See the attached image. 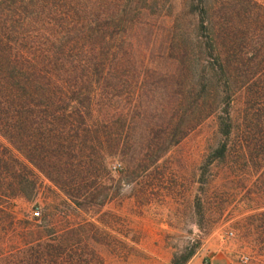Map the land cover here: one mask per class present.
Returning a JSON list of instances; mask_svg holds the SVG:
<instances>
[{
  "label": "rangeland",
  "instance_id": "rangeland-1",
  "mask_svg": "<svg viewBox=\"0 0 264 264\" xmlns=\"http://www.w3.org/2000/svg\"><path fill=\"white\" fill-rule=\"evenodd\" d=\"M207 1L216 10L244 5ZM255 1L264 7V0ZM195 5V0H97L94 11L101 20L88 56L105 59L110 74L103 75L101 66L80 67L91 75L83 83L92 89L91 100H83L86 121L111 120L123 145L107 158L110 176L98 187L95 203L72 202L42 176L34 196L0 201L6 212H0L4 252L60 229L67 240L77 232L81 264H264V128L239 129L229 136L231 152L212 159L225 139L216 117L224 104L222 87L202 89L192 48L182 56L176 44L181 22L190 40L198 29ZM199 95L212 112L169 143L170 117L181 125L191 114L186 109L173 114L178 103ZM247 105L245 91L234 90L228 106L234 122ZM0 143L8 146L1 135Z\"/></svg>",
  "mask_w": 264,
  "mask_h": 264
},
{
  "label": "trees",
  "instance_id": "trees-1",
  "mask_svg": "<svg viewBox=\"0 0 264 264\" xmlns=\"http://www.w3.org/2000/svg\"><path fill=\"white\" fill-rule=\"evenodd\" d=\"M195 1L198 29L190 40L181 22L176 44L182 56L192 48L202 89L222 87L224 104L217 107L221 115L216 117L225 139L212 154V159H219L231 152L229 136L239 129L252 133L264 128V7L243 0L244 5L216 10L207 0ZM96 3L0 0V135L8 143H0V201L34 196L42 176L72 202L95 203L98 187L110 176L107 158L120 153L122 133L111 130V120L98 125L86 121L83 100H91L92 89L83 83L91 75L80 72L88 63L110 74L105 59L88 56L95 50L92 40L101 20L94 11ZM108 19L104 18L107 29ZM236 89L245 91L248 104L238 123L228 110ZM200 96L178 103L173 114L184 109L191 114L181 125L170 117L165 126L170 129L169 143L212 112ZM0 212L6 214L2 205ZM8 221L13 219L9 216ZM76 234L67 240V232L59 229L47 239L37 236L5 252L0 246V264H81L84 260L75 250L81 239Z\"/></svg>",
  "mask_w": 264,
  "mask_h": 264
},
{
  "label": "built area",
  "instance_id": "built-area-1",
  "mask_svg": "<svg viewBox=\"0 0 264 264\" xmlns=\"http://www.w3.org/2000/svg\"><path fill=\"white\" fill-rule=\"evenodd\" d=\"M37 213H38L37 210H34V211H33V214H34V215H37Z\"/></svg>",
  "mask_w": 264,
  "mask_h": 264
}]
</instances>
